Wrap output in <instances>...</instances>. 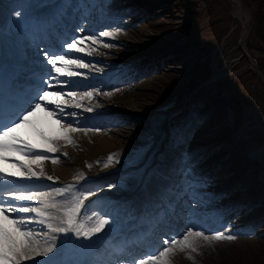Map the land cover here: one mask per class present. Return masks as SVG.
<instances>
[{
	"label": "rangeland",
	"instance_id": "1",
	"mask_svg": "<svg viewBox=\"0 0 264 264\" xmlns=\"http://www.w3.org/2000/svg\"><path fill=\"white\" fill-rule=\"evenodd\" d=\"M122 1L127 2L126 0ZM128 1L135 6L133 13L138 16L144 12L141 6L145 2L149 3L153 0ZM155 1L157 2V0ZM237 1L238 4L232 0H161L160 3H156L158 5L154 7L156 9H154L155 13L153 15L148 16L147 19L145 17L139 19L135 25L128 26L130 32L120 25L121 30L114 34V41L107 43L114 45V47L104 48L102 45L103 49L101 51L97 48L99 54H104L107 57H118L119 59L122 57H137L143 52L149 51L150 43L157 42V45H162L158 42V39L160 36L168 34L166 36L168 38L167 43L173 44L176 48L174 50L177 52L172 57V60L174 57L175 60L167 62V64L170 67H178L181 74L179 71L177 73L174 71L170 77L161 74L162 76L151 78L148 83L145 82L129 89L130 92L127 91L128 93L124 94V91L115 93L114 99L112 101L111 99L108 100L115 102L112 104L113 106L121 108L120 104L129 100L128 106H136V109L131 107V110L128 109L129 111L144 112V114L153 113L149 116L152 117L149 121L145 122L144 119H141L143 124L142 127H139L147 131V134L144 135L141 132L136 135L137 132H133L135 129L132 127L130 131H128V127L124 128L121 131L125 133L123 136L105 133L100 130V134L109 136L111 145L103 149V152H94L96 154L94 157L103 156L108 151H112V154H114L113 161L119 159V163H122L121 160L125 158L130 156L129 159L133 158L132 154H136V151L138 153L143 151L140 157L145 158L147 156L148 158L159 142L156 140L154 145H146L145 147L143 145L151 141L150 136L151 138L157 136L160 130L159 127L165 119L163 115H156L159 112H155V109L162 110L167 108L164 106L169 104H172L171 107L174 105L171 108L173 109L176 107V103L182 104V98L193 95V104L197 107L192 106L191 108L193 111L195 110L196 115L203 118V122L196 133H193L194 139L191 143L195 142V145L208 144L212 154L217 155V149L223 151L226 146L230 145V141L232 144L240 133L248 131L245 137H242L243 140H237L235 146L232 144L231 152L236 153L232 155L237 159L238 164L235 163L232 166L233 160L227 159L229 160L227 164H225V161L221 162L222 164L217 168H220L223 172H229L230 179L236 173L237 175L243 174L244 169L240 160L243 158L248 159V157L245 155L246 151L243 153L241 148L255 154L256 157H252L264 164V82H261L262 79L260 80L261 77L256 71L258 69L264 76V0ZM11 14V12H6L1 7L0 25L4 24L11 17ZM100 15L101 13L95 18ZM132 16L137 19L136 16ZM169 34H174V36H169ZM116 40L120 41L123 47H119ZM80 56L91 57L90 60H85L90 65L96 62V58L92 54L82 53ZM150 86L153 87L150 88ZM135 92L142 93L143 97L134 96ZM145 94H148V96ZM144 100L146 101L145 108H138L139 105L144 104ZM118 101L119 103L116 104ZM122 108L125 109L124 106ZM149 128L152 132L148 131ZM87 140L90 141V139ZM220 141L224 142L221 145L223 148L217 146L218 143H221ZM65 146L59 145L60 153L67 151H63ZM82 149L83 146H77L76 150H72L73 154L67 152L68 155L66 157L61 156L59 163H56L58 167L66 169L67 177L73 176L76 172L75 163L78 161L90 162L83 163L91 165L89 170L93 172L92 174L99 173L107 163L106 158L102 162L103 167H98L99 161H93V156L91 157L94 153L81 155L83 157L79 159L78 152ZM243 162L245 164L244 159ZM251 164L255 166L253 159ZM229 167L232 168L228 170ZM260 168L264 171V167ZM124 178L126 179V177ZM245 178V180L251 178L255 182L258 180L264 181V178L259 179L252 175ZM113 179L109 184L115 185V187L111 188L115 191H121V182L117 177ZM226 182L216 185L213 190H216L217 186L231 183L230 180ZM256 186V183H252L250 188ZM262 196L264 197V192ZM65 199L70 200V194ZM263 202H258L257 205L254 204L253 211L263 210ZM219 203H222V201ZM223 206L219 205L217 208ZM253 216L254 214L249 219ZM226 241L225 248L221 246L222 250L215 242L208 243L207 245L213 253L211 251L210 253L196 251L191 253L193 258L188 259L186 255L181 257V254L185 251H181V254L175 251L169 255L168 259L170 264H185L183 260L188 261V264H264V239L256 241L255 239L235 238ZM58 243L60 244V241ZM60 251L54 257L59 261L63 260Z\"/></svg>",
	"mask_w": 264,
	"mask_h": 264
},
{
	"label": "snow or ice",
	"instance_id": "2",
	"mask_svg": "<svg viewBox=\"0 0 264 264\" xmlns=\"http://www.w3.org/2000/svg\"><path fill=\"white\" fill-rule=\"evenodd\" d=\"M14 15L22 20L24 13L16 11ZM21 20L16 23L20 24ZM76 31L82 33L85 29L81 27ZM98 36L114 38L113 33L107 30L99 32ZM86 41L102 43L97 35H75L70 42H62L61 49H67L64 54H57L54 49L44 51L45 71L35 92L23 95L17 92L0 97V264H68L67 261L54 259L60 251L58 240L75 237L91 243L94 238H99L98 234L105 230L106 225L111 224L105 215L87 213L85 201L95 195L94 192L65 199L69 193L79 191L78 182L84 179L83 176L75 178L76 184L44 186L49 190L37 187L43 179L54 180L45 172V162L56 164L61 156L68 155L67 152L60 153L59 142L73 144V133L90 130L74 126L79 123L74 119L78 113L66 109L84 108L93 112L94 106L85 107L82 101L94 99L100 94L99 90L90 89L82 94L64 91L65 86H75L74 78L87 75L73 68L93 67L84 58H71L78 53L92 54L88 47L82 46ZM103 47L111 48L114 45L103 44ZM54 88L59 90H48ZM38 113H44L50 123L42 121ZM51 125L58 128L53 130ZM113 156L109 154L105 167L113 162ZM119 162L116 159L115 163ZM82 215H86L92 223L89 225L81 220ZM93 217H96L95 221ZM34 225H39L40 229L37 230ZM194 238H203L209 243L235 239L225 231L208 235L205 231H193L189 227L179 238L172 236L163 239L161 250L149 252L142 258L132 257L131 264H170L168 257L177 249L197 251ZM191 252L188 254L190 259L193 258Z\"/></svg>",
	"mask_w": 264,
	"mask_h": 264
},
{
	"label": "bare ground",
	"instance_id": "3",
	"mask_svg": "<svg viewBox=\"0 0 264 264\" xmlns=\"http://www.w3.org/2000/svg\"><path fill=\"white\" fill-rule=\"evenodd\" d=\"M233 2H235V3H237L238 4V1L237 0H232ZM240 13H243V12H240ZM122 32V31H121ZM168 35V34H167ZM167 35H163V36H160V38L158 39V42L160 43V44H164L165 42H167L168 41V38L166 37ZM169 36H174V34H172V35H170L169 34ZM172 38V37H171ZM170 39V38H169ZM164 46H167L168 47V43H166L165 45H157V47L156 48H154V51L153 52H155L159 47H164ZM170 53H172V51L170 52ZM162 56H165V59H168L169 60V58H170V56H169V53H164ZM154 58H157V57H155V56H153ZM160 59V58H159ZM149 61H151V59H149ZM155 69H157V72H153V73H150L149 75H147V76H145V75H143V76H141V77H139V79H137L136 81H131L130 82V85H127V86H124V87H122L121 88V91H119V92H122V91H124L123 93L125 94V93H128V92H130V90L129 89H132V88H134V87H136V86H138L139 84H144L145 82L146 83H148L149 82V80H151V78H153L154 79V77L156 76H162L161 74H165L166 76H168V77H170V76H172L171 74L175 71L176 73L179 71V73L181 74V70H179L178 69V67H174V66H168V64H167V62H165L164 61V59L162 60V59H160V60H158V64L155 66ZM157 74H159V75H157ZM148 86V85H147ZM151 87H153V86H150V88ZM128 91V92H127ZM111 94H113V93H111ZM104 95V94H102V96L104 95V97L101 99V102H105V101H108V100H110V99H114V97H115V95L113 96V95ZM143 94L142 93H140V92H135L134 93V96H137V97H143L142 96ZM145 95H147L148 96V94H145ZM126 98H128V97H126ZM124 100V99H123ZM128 100V99H127ZM133 100V99H132ZM139 100H141L140 98H139ZM145 101V100H144ZM117 103H119V101L118 102H116V104ZM123 103H125V104H123ZM123 103H121L120 105L123 107H125V108H129V109H131V107H133V106H128V104H129V100L128 101H123ZM132 103H133V101H132ZM144 104H142V105H139L138 106V108H141V109H143V108H145V103H146V101L145 102H143ZM136 107V106H135ZM135 107H133V108H135ZM136 109V108H135ZM143 124V123H142ZM121 130H124V127H122V129H121V126H117L116 127V129L114 130V132H113V134H120V131ZM130 131V130H129ZM102 132V131H101ZM131 133V132H130ZM74 138V137H73ZM87 139H90V141H88ZM82 146L84 147L82 150L83 151H80V152H78V155L79 156H81V155H86V154H89V155H91V154H93L94 152H96V153H98V152H100V151H102L103 152V149H106L107 147H109L110 145H111V143H110V141H111V139L109 138V136H107L106 134H99V133H92V134H90V136L88 135L87 137H83L82 138ZM61 150V149H60ZM80 150V149H79ZM61 152H63V151H61ZM66 152H68V151H66ZM69 153V152H68ZM71 153V152H70ZM95 154V153H94ZM93 154V155H94ZM96 155V154H95ZM76 156V155H75ZM75 156H73V157H75ZM83 157V156H82ZM94 157V156H93ZM74 160V159H73ZM77 160H78V158H77ZM221 162H224V160L222 159V158H220V159H217L216 160V158H214L213 160H212V165L211 166H215V167H217V166H219L220 164H222ZM62 165V164H61ZM97 166V165H96ZM203 177V176H202ZM242 178V177H241ZM263 180H260L258 183H259V186H262V184L263 183H261ZM202 183H204V182H202ZM227 183V182H226ZM223 184V186H217V188H216V190H212V191H210V192H208V191H204L203 192V196H204V201L206 200V197L208 198V197H210L211 196V194H214L212 197H214L215 195H219L220 196V194H221V190H225V189H228L229 187H231V186H233V185H238V188H245L246 189V184L247 183H250V181L248 180L247 182L246 181H244V179H236V180H234L233 182H231V183H229L228 185L227 184ZM252 191V192H251ZM209 193V194H208ZM242 195H241V197L240 198H237L235 201H227V202H225V204H224V206L222 207V208H217V211L214 213V214H206V218H207V224H206V226L205 227H207V230H210V231H205V232H207L206 234H208V235H210V234H212V233H214L217 229H218V227H219V225L223 222V221H225V220H227L228 222H231V223H240L239 221H241V222H243V219H245V218H247L246 217V215H247V213H244L245 211H247V210H250L251 209V205H249L247 208H246V210L244 211V210H240V205H239V202L241 201V200H247V199H252L253 200V202H251V204H254L255 202H257V201H259V200H261V196L260 195H254V193H255V190H243L242 192ZM216 198V197H215ZM132 199H133V201H136V196H133L132 197ZM193 200V199H196V197H194V195H192V194H190V196H189V199L188 200ZM217 201H220V199L219 200H217ZM221 202V201H220ZM233 202H235L234 204H231V203H233ZM215 204H216V201H215ZM257 205V204H256ZM193 206H197V205H193ZM203 206H206V205H203ZM261 207V206H260ZM228 208V210L229 211H232V212H235V214L233 215V217H229L227 214H226V209ZM190 211H192V210H190ZM190 211H186L187 212V214H190ZM193 213H196V211H194L193 210ZM262 214H264V212H261L260 214H258L257 216H253L252 218H250V219H248L247 221H246V223H254V224H258V223H260V224H263L264 225V216L262 215ZM241 219V220H240ZM194 222H196V221H194V220H190V223L191 224H193ZM240 225H242V224H240ZM201 227V226H200ZM202 228V227H201ZM203 229V228H202ZM205 230V229H204ZM236 230H237V227H236ZM187 231V230H186ZM193 231H196V230H194L193 229ZM239 231V230H238ZM184 233V232H183ZM182 233V234H183ZM182 234H181V236H182ZM195 239V244H196V246H197V250H199L200 252H205V251H207V252H209L210 253V251L212 252V250H211V248H209V246L207 245L209 242H207V241H204L203 240V238H194ZM202 242V244L200 245V243ZM213 242H215L216 244H218V247L220 248V250H222V247L221 246H226V244H225V241H221V242H217V241H213ZM223 244V245H222ZM225 248V247H224ZM158 250H161V249H158ZM228 250V249H227ZM206 252V253H207ZM213 253V252H212ZM225 253V252H224ZM183 262H185V264H188L189 262L188 261H185V260H183Z\"/></svg>",
	"mask_w": 264,
	"mask_h": 264
},
{
	"label": "water",
	"instance_id": "4",
	"mask_svg": "<svg viewBox=\"0 0 264 264\" xmlns=\"http://www.w3.org/2000/svg\"><path fill=\"white\" fill-rule=\"evenodd\" d=\"M264 79V77H262Z\"/></svg>",
	"mask_w": 264,
	"mask_h": 264
}]
</instances>
